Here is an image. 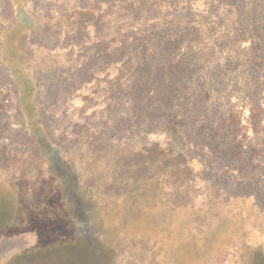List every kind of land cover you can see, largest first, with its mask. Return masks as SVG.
I'll return each mask as SVG.
<instances>
[{
  "label": "rangeland",
  "instance_id": "rangeland-1",
  "mask_svg": "<svg viewBox=\"0 0 264 264\" xmlns=\"http://www.w3.org/2000/svg\"><path fill=\"white\" fill-rule=\"evenodd\" d=\"M0 264H264V0H0Z\"/></svg>",
  "mask_w": 264,
  "mask_h": 264
},
{
  "label": "trees",
  "instance_id": "trees-1",
  "mask_svg": "<svg viewBox=\"0 0 264 264\" xmlns=\"http://www.w3.org/2000/svg\"><path fill=\"white\" fill-rule=\"evenodd\" d=\"M164 78H165L166 80H169L170 78H171V79L174 78V80H176V76H175V74H174V75H171V74H170V77H169V75H164ZM174 80H173V81H174ZM256 113H257V112H253L252 116L255 115ZM258 114H259V113H258Z\"/></svg>",
  "mask_w": 264,
  "mask_h": 264
}]
</instances>
